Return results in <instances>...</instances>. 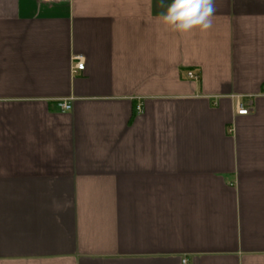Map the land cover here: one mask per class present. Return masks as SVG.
<instances>
[{"label":"crops","instance_id":"0c3cea01","mask_svg":"<svg viewBox=\"0 0 264 264\" xmlns=\"http://www.w3.org/2000/svg\"><path fill=\"white\" fill-rule=\"evenodd\" d=\"M171 2L0 0V264H264V0Z\"/></svg>","mask_w":264,"mask_h":264},{"label":"clouds","instance_id":"9594fccd","mask_svg":"<svg viewBox=\"0 0 264 264\" xmlns=\"http://www.w3.org/2000/svg\"><path fill=\"white\" fill-rule=\"evenodd\" d=\"M214 11V0H172L161 19L174 31L188 32L196 27L204 30L211 27Z\"/></svg>","mask_w":264,"mask_h":264},{"label":"built area","instance_id":"2783aa9c","mask_svg":"<svg viewBox=\"0 0 264 264\" xmlns=\"http://www.w3.org/2000/svg\"><path fill=\"white\" fill-rule=\"evenodd\" d=\"M44 3H54V2H63V1H69V0H40ZM74 66H73V71L75 72H81L84 69V62L82 61L81 57H77L74 59ZM188 78L190 79H196V77L192 73L187 74ZM60 107L64 111L70 110V105L69 104H61ZM249 107L250 103L242 101V102H237L236 104V115L238 116H246L249 113Z\"/></svg>","mask_w":264,"mask_h":264}]
</instances>
